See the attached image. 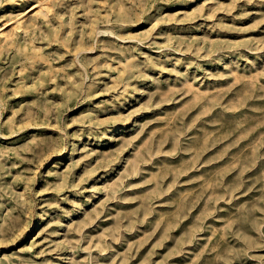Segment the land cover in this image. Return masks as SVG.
I'll list each match as a JSON object with an SVG mask.
<instances>
[{
  "label": "rangeland",
  "instance_id": "1",
  "mask_svg": "<svg viewBox=\"0 0 264 264\" xmlns=\"http://www.w3.org/2000/svg\"><path fill=\"white\" fill-rule=\"evenodd\" d=\"M0 264H264V0H0Z\"/></svg>",
  "mask_w": 264,
  "mask_h": 264
}]
</instances>
